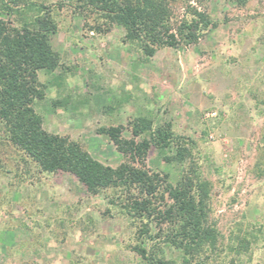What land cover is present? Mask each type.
Returning <instances> with one entry per match:
<instances>
[{
    "label": "rangeland",
    "instance_id": "obj_1",
    "mask_svg": "<svg viewBox=\"0 0 264 264\" xmlns=\"http://www.w3.org/2000/svg\"><path fill=\"white\" fill-rule=\"evenodd\" d=\"M25 1L46 6L56 27L48 42L60 66L39 72L44 98L34 104L44 129L116 168L129 159L101 128L124 126L131 139L138 117L170 123L175 137L190 141L191 157L168 161L174 147H153L146 164L177 184L195 163L209 183V221L221 238L205 264H264V0L169 1L174 25L192 5L217 27L152 57L76 0ZM0 19L18 26V16ZM4 156L14 154L0 149V264H147L135 251L144 224L124 208L126 193L90 194L72 175L43 173L32 161L20 164L18 177ZM145 241L182 262L173 247Z\"/></svg>",
    "mask_w": 264,
    "mask_h": 264
},
{
    "label": "trees",
    "instance_id": "obj_2",
    "mask_svg": "<svg viewBox=\"0 0 264 264\" xmlns=\"http://www.w3.org/2000/svg\"><path fill=\"white\" fill-rule=\"evenodd\" d=\"M169 1L76 3L121 26L125 30L124 42L137 43L147 57H152L158 48L196 44L205 31L217 27L207 11L192 5L187 6L184 18L174 25ZM236 1L246 5L249 0ZM25 2L0 0V16L19 17L18 26L0 19V149L14 154L12 158L3 157L13 165L8 173L12 174L15 168L19 177L20 164L27 167L28 161H32L43 173L72 175L90 194L107 190L126 193L124 208L144 224L143 241L135 251L147 264L176 263L166 260L163 249L155 245V249L149 250L145 238L160 240L179 251L183 256L180 264H205V254L213 252L221 238L215 224L209 221V183L202 180L195 163L177 184L171 183L166 174L152 172L146 164L153 147L162 151L174 147L175 155L167 160L183 163L192 155L190 141L175 137L170 123L155 125L145 117L130 122L131 139L124 137V126L101 128L99 132L129 159L113 168L95 160L68 137L47 132L34 104L44 98L39 72H52L60 66V56L48 42V34L56 27L46 6ZM193 146L191 141L190 147ZM16 156L22 162L14 163ZM152 224L156 229L154 235L150 233Z\"/></svg>",
    "mask_w": 264,
    "mask_h": 264
}]
</instances>
